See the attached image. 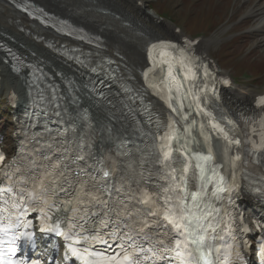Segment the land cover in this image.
Here are the masks:
<instances>
[{
  "label": "snow or ice",
  "instance_id": "1",
  "mask_svg": "<svg viewBox=\"0 0 264 264\" xmlns=\"http://www.w3.org/2000/svg\"><path fill=\"white\" fill-rule=\"evenodd\" d=\"M149 59L152 67L143 72L145 91L121 84L125 94L135 92L128 99L139 101L140 114H146L150 128L151 147L141 155L139 171L101 161L99 178L84 169L73 176L65 163L67 156L53 160L48 155L20 156L0 167V264H26L13 257L16 242L31 239V233L15 232L32 226L23 219L29 211H39L42 230L62 237L65 255L70 253L82 264H239L242 260L229 242L231 224L224 222L216 202L220 193L236 187L237 173L248 168L260 172L264 183V97L257 100L260 111L235 121L222 111L209 110L208 84L196 83L201 74L205 81L210 77L206 64H198L185 49L167 41L152 44ZM149 89L166 104L168 115L156 112L150 101L145 103ZM56 98L57 90L51 99L40 90L45 111ZM124 107L137 111L129 104ZM193 111L201 119H190ZM213 135L221 142L218 154L211 147ZM144 164L159 167L145 169ZM118 170L124 172L119 186L109 185ZM146 171L157 182L148 183ZM244 178L255 183L250 174ZM260 250L264 254V244Z\"/></svg>",
  "mask_w": 264,
  "mask_h": 264
},
{
  "label": "bare ground",
  "instance_id": "2",
  "mask_svg": "<svg viewBox=\"0 0 264 264\" xmlns=\"http://www.w3.org/2000/svg\"><path fill=\"white\" fill-rule=\"evenodd\" d=\"M256 8H251L248 15L259 14L257 30L264 23V0ZM38 4L49 12L55 13L60 18L71 15L77 20L91 22L103 29L105 47L84 46V53L88 58L94 59L99 56L96 63H103V55L113 57L119 67L118 76L112 81L121 84H130L135 89L145 91L147 85L143 78V72L152 67L149 59V42L153 39L170 41L179 37L180 32H175L174 27L166 21H159L148 14L142 3L138 0H0V41L13 48L23 58L32 63H37L46 73L48 79L57 83L63 97L59 98L60 105L65 109L83 108L88 118L83 123L93 126L94 132L100 138L105 130L111 126L114 133H130L127 129L128 120L132 112L125 108L122 103L129 101L128 96H123L122 88L118 91L119 96L110 100L108 105H101L95 97L85 88L84 78L92 75V71L85 63L69 57L61 45L67 40L58 36L56 31L46 29L29 19L21 6H29L31 10ZM254 4V3H253ZM114 7V8H112ZM244 17V16H243ZM209 40L197 43V49L207 51ZM4 52L0 51V95H5L12 104V113L20 112L21 105L27 101L26 85L31 78L30 72L24 71L18 76L8 63L4 61ZM118 55V56H117ZM108 72L102 67L99 77H107ZM121 77L123 79H121ZM207 82V97L219 102L225 110L236 111L235 102L251 104L257 92L249 91L244 87L231 83L220 90L214 88L211 82L205 81L203 75L197 80V85ZM146 95L150 96L153 109L165 116L169 114L166 104L158 97L152 96L150 89ZM11 96V99L9 97ZM225 101H222V98ZM127 114L126 116L124 114ZM174 115V114H173ZM196 117L193 111L190 117ZM79 115L74 114L73 119L78 120ZM91 131L85 134L90 135ZM207 151L206 146L201 145ZM214 152H220L221 142L211 140ZM256 172L255 176L260 175ZM244 216L254 223L264 221V207L252 199L241 200Z\"/></svg>",
  "mask_w": 264,
  "mask_h": 264
},
{
  "label": "rangeland",
  "instance_id": "3",
  "mask_svg": "<svg viewBox=\"0 0 264 264\" xmlns=\"http://www.w3.org/2000/svg\"><path fill=\"white\" fill-rule=\"evenodd\" d=\"M139 1L160 22L173 23L191 37L202 34L199 41L209 40L206 53L217 61L221 71L232 74L235 84L253 92L264 90V23L263 30H257L253 26L260 15H248L251 8L261 4L260 0ZM10 108L2 98L0 125L6 132L7 149L12 132Z\"/></svg>",
  "mask_w": 264,
  "mask_h": 264
}]
</instances>
